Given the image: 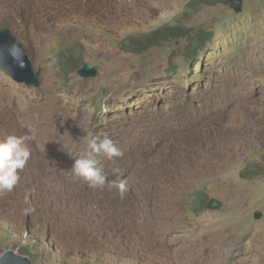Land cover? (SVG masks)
<instances>
[{
	"label": "rangeland",
	"instance_id": "obj_1",
	"mask_svg": "<svg viewBox=\"0 0 264 264\" xmlns=\"http://www.w3.org/2000/svg\"><path fill=\"white\" fill-rule=\"evenodd\" d=\"M186 1L0 0V31L41 70L37 86L0 71V138L29 137L31 153L0 195V227L11 230L0 228L3 264H16L10 250L22 254L25 240L37 264H264V0ZM161 24L182 33L143 51L117 43ZM199 30L204 48L190 58ZM76 60L98 73L82 76ZM89 134L123 151L97 157L102 189L71 172ZM136 182L153 185L139 202Z\"/></svg>",
	"mask_w": 264,
	"mask_h": 264
},
{
	"label": "clouds",
	"instance_id": "obj_2",
	"mask_svg": "<svg viewBox=\"0 0 264 264\" xmlns=\"http://www.w3.org/2000/svg\"><path fill=\"white\" fill-rule=\"evenodd\" d=\"M11 57L19 67H24V53L17 43H12L0 48V71H9L7 58ZM26 136L8 134L0 138V195L11 192L20 181L19 170H23L31 153L25 141ZM104 156L109 160L115 157H122L123 151L107 135L103 138L89 134L86 145L81 155L73 159L71 172L75 177L83 179L93 188H103L107 173L102 166H99L98 156ZM118 173L119 170H114ZM122 175V174H120ZM121 198L127 191V178H122L114 185ZM25 203L30 204L28 197ZM31 207L26 208L25 214L32 211ZM35 262V261H34Z\"/></svg>",
	"mask_w": 264,
	"mask_h": 264
},
{
	"label": "trees",
	"instance_id": "obj_3",
	"mask_svg": "<svg viewBox=\"0 0 264 264\" xmlns=\"http://www.w3.org/2000/svg\"><path fill=\"white\" fill-rule=\"evenodd\" d=\"M220 2H224V3H228L229 0H187L185 2L187 7L192 8L193 10H196L204 5H211V4H217ZM190 8H187L186 11L188 10H192ZM160 29L157 33L153 34V35H148V33L143 32V33H138V35L136 34H129V35H125L124 37L121 38H116L117 43L120 44V46H122L124 49L126 50H133V51H143L145 49H148L150 47V41H148L149 39L152 38H162L160 41L162 40H170L173 37L179 36L180 33H182L181 28L180 27H173V26H165L163 24L160 25ZM206 32L205 30H199L197 32V36H191L189 38V43L187 44V55L190 58H195L199 52L204 48V41L200 40L199 37L202 36V34ZM184 33H189V31L184 32ZM114 35V34H112ZM198 37V38H197ZM113 38V37H112ZM62 57V55H61ZM69 59H72L73 56L68 55ZM78 59V58H77ZM67 62L68 61H64ZM83 60H76V62L71 63V65H76L78 66L80 63L82 64ZM173 65V64H172ZM195 202V206L198 207L199 205H203L204 207L207 205L208 201H207V194L204 193L202 190L197 191L196 192V198L194 199ZM1 229H3L4 231H7L8 235L5 238L9 237V233L11 232L10 228L7 229V227L2 226L0 227ZM9 241V239H7ZM19 245H17V247L19 248V251L22 254H26L29 257H31L33 259V261H35V257L40 258L41 256H39L37 254L36 251H34L32 249V245L28 240H25V244L21 243L19 241ZM34 257V258H33ZM121 260H119L120 262ZM41 263H42V259H41Z\"/></svg>",
	"mask_w": 264,
	"mask_h": 264
},
{
	"label": "water",
	"instance_id": "obj_4",
	"mask_svg": "<svg viewBox=\"0 0 264 264\" xmlns=\"http://www.w3.org/2000/svg\"><path fill=\"white\" fill-rule=\"evenodd\" d=\"M12 43H17L21 48V42L13 36L8 29H3L0 31V48H4L7 45ZM22 49V48H21ZM23 50V49H22ZM24 67H19L17 64L13 62L11 57L7 58V65L9 67V71H7L14 79L18 81H24L30 85L37 86L40 84V74L41 70L36 69L33 59L24 52ZM78 73L85 77H90L96 75L98 73V69L90 64L87 61H83L82 65L78 68ZM220 205V201L216 199H212L209 207L218 208ZM260 213H257L258 217ZM10 255H12L16 264H37L33 262L32 259L26 254H20L19 252L10 250ZM9 252V251H8ZM5 258L3 255H0V264H3Z\"/></svg>",
	"mask_w": 264,
	"mask_h": 264
},
{
	"label": "bare ground",
	"instance_id": "obj_5",
	"mask_svg": "<svg viewBox=\"0 0 264 264\" xmlns=\"http://www.w3.org/2000/svg\"><path fill=\"white\" fill-rule=\"evenodd\" d=\"M159 107H160V106H159ZM155 115H156V114H155ZM148 117H149V116H148ZM151 117H152V116H151ZM153 117H154V116H153ZM157 118H159V117H157ZM162 119H163V118H162ZM147 120H148V119H147ZM149 120H150V119H149ZM149 120H148V121H149ZM153 120H154V119H153ZM150 121H151V120H150ZM159 121H160V120H159ZM150 123H151V122H150ZM152 123H153V122H152ZM154 123L156 124V122H154ZM162 123H163V122H162ZM157 124H158V122H157ZM163 124H164V123H163ZM181 133H183V132H181ZM55 139H56V138H55ZM61 141H62V140H61ZM59 143H60V142H59ZM48 146H49V145H48ZM188 161H189V160H188ZM145 166H146V165H145ZM37 168H38V167H37ZM143 168H144V167H143ZM49 171H50V170H49ZM156 171H157V170H156ZM148 172H149V171H148ZM159 172H160V171H159ZM159 172H158V173H159ZM36 173H37V172H36ZM154 173H155V172H154ZM158 173H157V174H158ZM165 173H166V172H165ZM165 173H164V174H165ZM70 175H71V174H70ZM141 175H142V174H141ZM41 176H42V175H41ZM164 176H165V175H164ZM171 176H172V175H171ZM36 177H37V176H36ZM152 177H153V176H152ZM168 177H169V176H168ZM175 177H176V176H175ZM74 178H75V177H74ZM166 178H167V177H166ZM169 178H170V177H169ZM169 178H168V180H169ZM173 178H174V176H173ZM38 179H39V178H38ZM146 179H148V178H146ZM174 179H175V178H174ZM174 179H173V180H174ZM170 180H171V179H170ZM72 181H73V180H72ZM72 181H71V182H72ZM75 181H76V180H75ZM149 182H150V181H149ZM135 184H137V185H136V186H137L136 189L140 191V192L137 191V192H138V195H137V197H136V198H139V199H140V200L137 201V202H139V201H141L142 197L144 198V196H147V195H148L150 189L153 188V185H150L149 183H148V184H149V185H148L147 183H144V182H141V183L136 182ZM72 186H73V185H72ZM72 186L70 187V189L73 188ZM51 187H52V186H51ZM65 187H66V186H65ZM143 187H144V189H143ZM50 189H51V188H50ZM61 189H62V188H61ZM65 189H67V188H65ZM142 189H143V190H142ZM53 190H54L56 193H60V194H61V190H60V189L53 188ZM78 190H79V188H78ZM78 190H77V191H78ZM141 190H142V191H141ZM49 192H50V191H49ZM144 192H146V194H144ZM73 194H74V193H73ZM71 195H72V194H71ZM99 195H100V194H99ZM105 195H106V194H105ZM80 196H81V194H80ZM80 196H79V197H80ZM108 196H110V195H108ZM106 197H107V195H106ZM75 198H76V197H75ZM107 198H108V200H106V202H103V203L108 207L109 211H112V210L114 209V207H115V208L117 207V212H119L120 215H121V216L119 215V217L123 219V217H124V214H123V211H122V210H123V206H122V205H116V206H114L115 203L112 201V198H111V197H107ZM72 199H73V198H72ZM77 199H78V197H77ZM109 199H111V200H109ZM79 200H80V199H79ZM132 206H133V205H132ZM138 208H139V207H138ZM209 239H210V238H209ZM211 239H212V238H211ZM208 241H209V240H208ZM209 242H211V241H209ZM209 242H208V243H209ZM215 242H216V241H215ZM215 242H214V243H215ZM205 243H207V242H205ZM208 243L206 244V246L208 245ZM221 244H222V243H221ZM228 244H230V243H228ZM223 245H224V244H223ZM206 246H205V247H206ZM210 246H211V245H210ZM215 246H216V243H215ZM200 247H201V246H200ZM213 247H214V246H213ZM216 247H217V246H216ZM193 248H194V247H193ZM207 248H208V247H207ZM207 248H206V249H207ZM190 249H191V248H190ZM194 249H196V248H194ZM198 249H199V248H198ZM209 250H210V249H209ZM209 250H208V251H209ZM223 250H224V249H223ZM225 250H226V249H225ZM185 251H186V250H185ZM191 251H192V250H191ZM199 251H200V250H198V253H199ZM201 251H203V249H202ZM205 251H206V250H205ZM208 251H207V252H208ZM210 251H211V250H210ZM213 251H214V250H213ZM217 251H218V249H217ZM231 251H232V249L225 251L224 254H223L224 258H226V257L228 256L227 254H229ZM193 252H194V251H193ZM202 253H203V252H202ZM209 253L211 254V252H209ZM212 253H214V252H212ZM217 253H218V252H217ZM217 253H216V255H217ZM220 253H223V252H222V249H221ZM192 254H193V253H192ZM195 254H196V253H195ZM214 255H215V254H214ZM226 255H227V256H226ZM196 256H198V255H196ZM203 256H204V255H203ZM217 256H219V255H217ZM220 256H221V255H220ZM223 256H222V257H223ZM225 256H226V257H225ZM198 257H199V256H198ZM213 257H214V256H213ZM187 258H188V256H187ZM189 258H190V257H189ZM189 258H188V259H189ZM193 258H194V257H193ZM200 258L202 259V257H200ZM214 258H215V257H214ZM217 258H218V257H217ZM191 259H192V258H191ZM194 259H195V258H194ZM194 259H193V260H194ZM196 259H197V257H196ZM196 259H195V260H196ZM218 259H219V258H218ZM193 260H192V263H193ZM199 260H200V259H197L198 262H199ZM204 260H205V259H204V257H203V260H202V261H204ZM208 260H209V259H208ZM208 260H207V262H208ZM213 260H215V259H213ZM202 261H201V262H202ZM219 261H220V260H219ZM226 261H227V260H226ZM188 262H189V261H188ZM188 262H187V263H188ZM194 262H195V261H194ZM204 262L206 263V261H204ZM215 262H216V261H215ZM228 262H229V260H228ZM202 263H203V262H202ZM213 263H214V262H213ZM225 263H226V262H225ZM188 264H189V263H188ZM200 264H201V263H200ZM203 264H204V263H203ZM217 264H218V263H217Z\"/></svg>",
	"mask_w": 264,
	"mask_h": 264
}]
</instances>
